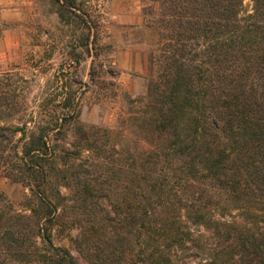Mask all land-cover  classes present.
<instances>
[{"label":"trees","instance_id":"trees-1","mask_svg":"<svg viewBox=\"0 0 264 264\" xmlns=\"http://www.w3.org/2000/svg\"><path fill=\"white\" fill-rule=\"evenodd\" d=\"M51 1L60 20L69 14L92 30L89 12L80 13L76 0ZM148 1L159 5L157 55L137 120L152 149L134 155L130 187H112L116 183L109 177L97 188L79 173L65 177L71 204L86 212L91 195L102 217L92 223L88 214L99 233H81L79 249L89 264H170L190 223L221 241L211 250V264H264V0H250L244 16V0ZM8 91L0 80V171L24 184L36 204L27 199L28 211L19 212L0 193V264H23L38 257V239L52 248V226L60 223L47 193L54 126L13 124L24 107ZM65 101L60 108L68 113L56 122L76 114ZM100 198L123 228L111 230L107 221L113 218ZM233 211L247 218L228 222L213 214L224 218ZM131 231L134 241L146 237L142 251L133 249ZM47 256L43 264H74L65 250H48Z\"/></svg>","mask_w":264,"mask_h":264},{"label":"rangeland","instance_id":"rangeland-1","mask_svg":"<svg viewBox=\"0 0 264 264\" xmlns=\"http://www.w3.org/2000/svg\"><path fill=\"white\" fill-rule=\"evenodd\" d=\"M76 1L80 13L89 12L91 31L69 14L65 21L60 20L51 0H0V80L24 107L22 119L13 124L24 122L32 128L34 121H50L54 126L50 136L54 159L48 165L53 179L47 193L58 206L60 223L52 226V248L38 239V257L23 264H43L42 257L55 248L69 252L74 264H89L78 240L84 231L93 233L96 229L99 233L97 226L87 222L89 213L92 223L95 217L102 218L93 205L97 199L89 195L91 209H77L70 202L72 189L63 187L65 179L75 172L87 177L94 188L106 177L116 183L112 187H130L134 155L152 149L140 134L142 121L137 119L142 116L141 100L155 75L159 5L148 0ZM243 4L244 16L250 13L252 3L244 0ZM64 99L69 100V111L74 107L76 114L56 122L59 114L68 113L60 108ZM58 129L61 133L56 134ZM19 137L17 134L16 139ZM0 193L19 212L28 211L27 199L30 206L36 204L24 184L1 171ZM99 201L113 218L107 221L111 230L123 228L109 204L101 198ZM213 214L228 222L247 218L237 211L224 218L218 212ZM71 216L83 221L71 224ZM182 221L184 227L185 219ZM187 224L189 228L179 236L186 242L172 249L170 264H211V250L221 241L211 230ZM131 232L133 249L142 251L146 237L141 235L134 241Z\"/></svg>","mask_w":264,"mask_h":264}]
</instances>
